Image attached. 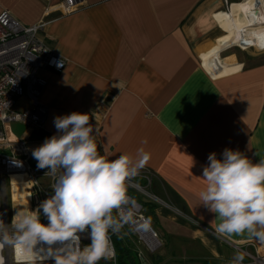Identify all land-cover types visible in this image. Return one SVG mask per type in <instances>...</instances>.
<instances>
[{"label": "crops", "instance_id": "obj_1", "mask_svg": "<svg viewBox=\"0 0 264 264\" xmlns=\"http://www.w3.org/2000/svg\"><path fill=\"white\" fill-rule=\"evenodd\" d=\"M60 1L0 0V14L25 25L46 21L44 39L65 60L60 72L39 71L49 133L57 132L55 117L87 113L101 154L150 155L142 169L167 206L145 203L163 242L148 264H233L241 249L264 246L247 233L218 235L219 220L200 199L210 153L222 159L232 149L264 160V51H249L264 49V12H245L248 22L236 17L233 29L224 19L233 0H83L71 13L56 8ZM25 106V95L16 99V111ZM17 124L22 135L13 132ZM10 132L31 135L20 123ZM11 185L15 205L26 188Z\"/></svg>", "mask_w": 264, "mask_h": 264}, {"label": "clouds", "instance_id": "obj_2", "mask_svg": "<svg viewBox=\"0 0 264 264\" xmlns=\"http://www.w3.org/2000/svg\"><path fill=\"white\" fill-rule=\"evenodd\" d=\"M89 119L80 112L54 118L57 133L32 150L37 168L48 169L45 175L54 178L53 194L37 209L17 212L11 235L0 221V243L31 254L44 242L54 264H99L115 257L110 233L131 218L122 210L129 202L127 181L138 175L150 155L139 149L137 159L127 154L111 159L106 148L101 154ZM207 159L200 199L219 220L216 233L227 238L247 233L264 241V160L254 163L232 149H225L222 159L215 152ZM41 213L48 223L41 222ZM84 232L90 242L81 247L79 233ZM57 242L60 246L53 247ZM244 258L238 251L233 264H242Z\"/></svg>", "mask_w": 264, "mask_h": 264}, {"label": "built area", "instance_id": "obj_3", "mask_svg": "<svg viewBox=\"0 0 264 264\" xmlns=\"http://www.w3.org/2000/svg\"><path fill=\"white\" fill-rule=\"evenodd\" d=\"M83 0H62L56 8L63 13H71ZM227 3V1H226ZM47 22L40 20L31 25H25L10 13L0 14V221H3L6 231L11 235L14 231L11 224L17 213L14 206L10 176L13 173L25 175L29 188V209L35 210L42 201L49 198L53 192L51 185L55 182L50 175H45L48 169H38L30 164L34 160L30 145H41L45 139H13L10 125L20 123L31 133L45 131L48 119V109L41 103L40 96L46 81L39 75V71L49 69L60 72L65 66V60L49 46L43 36ZM59 65V66H58ZM25 95L30 107L22 111L14 109L16 99ZM49 133V132H48ZM55 133H49L50 137ZM40 179H46L47 184ZM137 179H141L142 183ZM152 174L147 169H140L138 175L127 181V195L129 202L122 206L125 214H130V220L123 228L129 237L142 247L137 252L138 258H143L144 252L154 253L161 242L144 215L145 203H157L167 206L162 199L151 190ZM145 196L147 199L138 197ZM7 198L10 199V218L7 212ZM119 211L113 215L119 217ZM41 222L48 223L41 213ZM81 247L90 242L88 233H79ZM111 236V233H110ZM112 243L114 245L112 236ZM59 242L53 247H59ZM253 245V253L241 249L249 257L251 264H264V246ZM48 245L39 242L31 254L23 253L19 248L0 243V264H54V260L47 258ZM115 248V247H114ZM44 249L45 251H41ZM107 261L117 264L115 257Z\"/></svg>", "mask_w": 264, "mask_h": 264}, {"label": "rangeland", "instance_id": "obj_4", "mask_svg": "<svg viewBox=\"0 0 264 264\" xmlns=\"http://www.w3.org/2000/svg\"><path fill=\"white\" fill-rule=\"evenodd\" d=\"M241 1H243V0H233L232 2H234V3H236V4H233L232 6H231V11H230V16H231V18L232 19H236V17H239V19H241V20H245V21H247V16L245 15V12L247 11V10H251V11H254L256 8H258L259 7V9L260 8H262L261 6H258V5H254V4H252L249 0H248V2H249V4L252 6V9H248L247 7H246V5H244V4H242V3H237V2H241ZM230 6V5H229ZM255 7V8H254ZM235 9V10H234ZM260 19L262 20V21H264V14H262L261 16H260ZM235 22H237V23H239L238 21H235ZM248 22V21H247ZM250 50V52H252V53H260V52H262V51H264V49H262V50H260V49H257V48H254V47H252V48H249ZM25 103V98L23 97V98H21V99H19V101L17 100V104H16V107H20L22 104H24ZM15 107V108H16ZM24 108L26 109V106L25 107H23V110H24ZM23 126H20L19 124H17V125H13V132L16 134V135H22L23 134ZM30 164L33 166V167H37V162H35L34 160H32V161H30ZM41 180V182L42 183H45V184H47L48 182H47V180L46 179H40ZM22 182H23V180L21 179V178H19V179H15V180H13L12 182H10L11 184H13V185H15V184H21L22 185ZM11 190H12V185H11ZM138 197H140V198H144V199H147L145 196H143V195H139ZM18 202H23V200L22 201H18ZM17 201H15V205L18 203ZM24 205H25V202H24ZM145 208H144V215H145V217L147 218V220H148V222L150 223V225L152 226V228L154 229V231L156 232V234H157V236H158V238H159V240H160V242H161V246L155 251L156 253L161 249V247H162V244H163V242H162V238H161V235H160V232H159V228L157 227V225H156V223L154 222V218H153V206L152 205H149V204H146L145 206H144ZM7 212H8V218H10V199L9 198H7ZM138 247H142L140 244H137V243H135ZM154 252V253H155ZM153 253V254H154ZM148 253H146V256L144 257L143 256V258H141V262H142V264H148L149 263V260L151 261V259H152V257H148L149 255H147ZM99 264H109L107 261H103V260H101L100 262H99ZM242 264H251V261L250 262H248V263H245L244 262V260H243V262H242Z\"/></svg>", "mask_w": 264, "mask_h": 264}, {"label": "trees", "instance_id": "obj_5", "mask_svg": "<svg viewBox=\"0 0 264 264\" xmlns=\"http://www.w3.org/2000/svg\"><path fill=\"white\" fill-rule=\"evenodd\" d=\"M49 137V133L45 131H34L30 135L33 140ZM111 236L114 242L117 264H140L135 250V242L129 237L123 227L118 232L111 233Z\"/></svg>", "mask_w": 264, "mask_h": 264}, {"label": "bare ground", "instance_id": "obj_6", "mask_svg": "<svg viewBox=\"0 0 264 264\" xmlns=\"http://www.w3.org/2000/svg\"><path fill=\"white\" fill-rule=\"evenodd\" d=\"M252 4L254 5H258V6H261V3L262 1L261 0H249ZM252 9V8H250ZM258 8H256L254 11L258 10ZM235 10V9H234ZM254 11H251V10H247L246 13L247 14H251L252 12ZM260 11L261 12H264V9L260 8ZM245 13V14H246ZM225 22L228 26L232 27L233 29L236 28V25L239 24L237 22H235L231 16H230V12H227L226 15H225ZM246 24V23H245ZM257 24V23H255ZM38 145H30L29 149L32 151L33 149H35ZM21 178L23 180V184L25 185V188H26V192L24 194V202H25V205H24V202H18L16 205H14L16 207V210L17 212H21V211H25L27 209H29V202H28V198H29V188H28V185L26 184V179H25V175L22 174V173H13L11 174L10 176V182H12L13 180L15 179H19ZM18 188V187H17ZM59 246V245H58Z\"/></svg>", "mask_w": 264, "mask_h": 264}, {"label": "water", "instance_id": "obj_7", "mask_svg": "<svg viewBox=\"0 0 264 264\" xmlns=\"http://www.w3.org/2000/svg\"><path fill=\"white\" fill-rule=\"evenodd\" d=\"M258 12L257 11H255V14H257Z\"/></svg>", "mask_w": 264, "mask_h": 264}]
</instances>
